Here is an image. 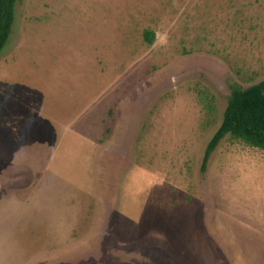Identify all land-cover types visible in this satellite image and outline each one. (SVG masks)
<instances>
[{
	"label": "rangeland",
	"instance_id": "374dc122",
	"mask_svg": "<svg viewBox=\"0 0 264 264\" xmlns=\"http://www.w3.org/2000/svg\"><path fill=\"white\" fill-rule=\"evenodd\" d=\"M261 82L264 0H18L0 264H264V151L226 136L201 170Z\"/></svg>",
	"mask_w": 264,
	"mask_h": 264
},
{
	"label": "trees",
	"instance_id": "16d2710c",
	"mask_svg": "<svg viewBox=\"0 0 264 264\" xmlns=\"http://www.w3.org/2000/svg\"><path fill=\"white\" fill-rule=\"evenodd\" d=\"M17 2L0 0V53L11 34ZM153 39V33H145L147 43L151 44ZM256 92H260L262 97L254 99L253 94ZM226 136L264 151V82L246 89L238 85L231 86L221 124L205 149L201 165L203 172L210 155Z\"/></svg>",
	"mask_w": 264,
	"mask_h": 264
}]
</instances>
